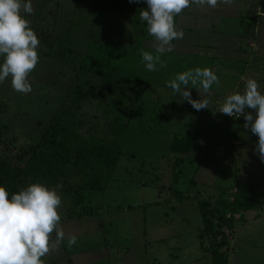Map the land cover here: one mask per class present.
Returning <instances> with one entry per match:
<instances>
[{
  "label": "rangeland",
  "instance_id": "obj_1",
  "mask_svg": "<svg viewBox=\"0 0 264 264\" xmlns=\"http://www.w3.org/2000/svg\"><path fill=\"white\" fill-rule=\"evenodd\" d=\"M100 1L32 0L34 12L28 19L40 41L39 60L29 77L32 91H15L11 77L0 83L1 153L14 160L30 153L58 114L73 129L62 135L71 164L58 184L59 226L65 238L52 247L54 231L50 250L41 259L45 264H215L204 248L222 240L227 241L222 249L229 255L228 264H264V206L238 211L233 226L223 225L217 236L211 230L221 222L219 202L232 201L238 185L264 183V161L255 151L258 136L243 127L244 117L228 118L218 112L226 97L236 92L235 76L245 77L241 89L253 78L264 92V43L257 50L258 62L238 69L217 67L219 81L221 76L229 81L214 84L210 91L220 93L221 103L196 111L168 82L189 69L210 68L196 62L194 55L200 46L201 55L209 56L213 52L204 44L217 38L207 36L206 29L184 33L172 41L173 50L163 54L167 67L148 71L141 52L155 54L154 38L139 18L147 3L133 7L129 0ZM261 1H241L239 16L224 15L222 30L231 29L217 43L230 41L231 31L241 29L238 23L243 24V18L254 24L248 26L253 38L258 31L263 39ZM179 17L176 25L186 30L187 19ZM48 33L68 38L65 44L77 52L75 65L50 56ZM251 38L242 39L249 51ZM84 61L93 70H83L79 64ZM138 80L139 91L129 87ZM77 85L82 87L80 94L74 91ZM103 85L117 92L102 95ZM91 87L101 95L87 94ZM190 91L198 99V90ZM190 131L195 132L191 152L173 153L174 137ZM202 200L210 202L208 230ZM72 235L77 243L68 247Z\"/></svg>",
  "mask_w": 264,
  "mask_h": 264
},
{
  "label": "clouds",
  "instance_id": "obj_2",
  "mask_svg": "<svg viewBox=\"0 0 264 264\" xmlns=\"http://www.w3.org/2000/svg\"><path fill=\"white\" fill-rule=\"evenodd\" d=\"M221 2L230 4L232 0ZM146 3L147 8L139 10V18L146 22L148 34L154 38L155 54L142 51L141 57L148 71H158V65L167 67L162 56L173 50L172 41L184 36L175 17L192 5L215 8L218 0H146ZM33 12L32 0H0V57L3 58L0 83L11 77L12 88L24 94L32 91L29 77L39 60L40 41L28 19ZM219 83L214 70L196 67L178 73L168 86L200 111L210 108V99L201 96L209 94L212 86ZM192 87L198 90L199 99L192 98ZM260 87L256 79H247L244 90L228 95L218 112L244 117L243 127L258 136L255 151L264 161V92L258 90ZM59 189V185L50 187L47 182L37 181L11 193L9 199L10 191L0 185V264H45L41 258L50 250L51 234L55 231L52 247L64 240L65 233L59 226L58 207L62 205ZM76 243L75 235L68 237V247Z\"/></svg>",
  "mask_w": 264,
  "mask_h": 264
},
{
  "label": "trees",
  "instance_id": "obj_3",
  "mask_svg": "<svg viewBox=\"0 0 264 264\" xmlns=\"http://www.w3.org/2000/svg\"><path fill=\"white\" fill-rule=\"evenodd\" d=\"M104 2L105 0H101L99 4ZM108 3L109 1L106 3V6ZM131 3L133 4V7H137V5L143 6V4L146 3V0H134V2ZM246 23L248 25H254L252 22L246 21ZM38 24L40 23H36L35 21L34 27L37 29L39 28ZM50 36L51 38L45 41L46 45L50 47V56L61 61H66V63L71 65H75L77 63L75 60L77 52L71 45L65 44V41H67L68 38H63L62 34L59 35L58 33H52ZM55 44L58 45L57 49L54 48ZM79 66L86 71L93 70L90 62H80ZM140 84L141 82L138 80L135 84H131L129 87L139 91L141 88ZM74 91L75 93L80 94L82 93V87L77 85ZM100 91L102 95L106 92H117L115 88L106 85H103L100 88ZM88 93L94 94L95 87L89 88L87 94ZM101 93L98 92V94L94 95H101ZM69 132L70 134L73 132L71 125L69 124L68 126L66 121H64L60 114H58L42 134L40 142L33 147V150L30 153H26L22 157L14 160L10 156L0 152V185H4L6 189L10 191L9 199H11V193L17 192L21 188L27 187L29 184L37 181L47 182L50 187L57 186L63 182L62 178L68 165L71 164V157L67 154V138L66 141H64L62 135ZM194 144L195 137L192 132H188L182 136L176 135L171 143V151L180 156L185 155L191 152ZM24 156H27V158H24ZM238 186L237 195L232 201H221L217 206L218 210H222V214L220 216L221 222L219 224H214L211 227L215 236L219 235L223 225L229 227L233 226L238 211L256 208L261 210L264 206V199L262 197L264 194V183L249 182ZM81 201L82 199L78 200V202ZM209 203L210 202L207 200L201 201L205 230H208L210 223L206 210V206ZM82 214L83 213H79L78 215ZM259 214H261V211H259ZM226 244L227 241L221 240L213 243L209 247L204 248L203 244L202 246L205 250L212 253L215 264H228L229 255L222 249Z\"/></svg>",
  "mask_w": 264,
  "mask_h": 264
},
{
  "label": "crops",
  "instance_id": "obj_4",
  "mask_svg": "<svg viewBox=\"0 0 264 264\" xmlns=\"http://www.w3.org/2000/svg\"><path fill=\"white\" fill-rule=\"evenodd\" d=\"M241 1L244 2L245 0H232V2L229 5H227L221 2V0H218V4L215 8H208V7L200 8L195 5H192L189 8H186L181 14H179L180 16L179 18L187 19V21L183 23L185 25L184 28H186V30H183L185 34H193L192 32L198 31L200 29H206L207 36H215L217 38L213 40H208L207 41L208 43L204 44V47L211 48L213 52L209 56L205 57L201 55V50L203 48H201L200 46L198 47L199 52L198 54L194 55L196 62H200L199 64L206 62L210 66V69L213 68L212 70H216L217 67H224V66H229L238 69L240 66L242 67L246 63L248 65L251 62H258L257 50L259 49V45L264 43V38L260 39V37L258 36V31L256 34L254 33L255 37L253 38L252 35L253 30L248 28L249 25L246 23L245 20H243L245 18L241 19L242 16L238 17V19H241L243 23L241 24V21L238 20L239 21L238 26L241 29L239 30L234 29L233 31H231V35L234 37H232L228 42H226V38H225L226 44L219 45L217 43V40L220 39L221 36L225 35V33L229 32L231 29V28H226L225 30H222L223 16L226 14L228 16H232L233 13H236L237 16H239L238 12L241 11V9L243 8L242 5L240 4ZM263 2L264 0L261 1L260 6H263ZM229 9H231L230 14L227 13ZM217 16L221 18V21L217 20ZM208 20H210V22H207ZM181 25L182 24H179V27H181ZM249 35L252 36V38L250 39V43L248 42L250 47L252 48L250 51L247 50V46L242 40L245 39L246 37L247 38L250 37ZM215 72L217 74V70ZM221 78L222 81L220 80L221 81L220 85L227 84L229 82L228 80H226V77L221 76ZM235 78L236 81L233 88L236 89V92L237 91L242 92L243 89L240 88V85L242 83V80L245 79V77L240 74L238 76H235ZM218 93H219L218 91L211 92L209 94L202 95L201 98L203 99L207 97L208 99H210V108L211 107L215 108L219 106L221 103L220 102L221 100L219 101L217 100V98L220 96L219 95L220 93L219 94ZM221 94L226 95L225 93H221ZM197 97L199 99L200 94L197 95ZM219 98H221V96ZM203 111L205 112L208 110L205 109ZM176 159L179 161L181 158H176Z\"/></svg>",
  "mask_w": 264,
  "mask_h": 264
},
{
  "label": "built area",
  "instance_id": "obj_5",
  "mask_svg": "<svg viewBox=\"0 0 264 264\" xmlns=\"http://www.w3.org/2000/svg\"><path fill=\"white\" fill-rule=\"evenodd\" d=\"M219 114L224 115V116H226V117H228V118H236V117H232V116H229V115L222 114V113H220V112H219ZM239 118H243V116H240ZM239 118H236V119H239Z\"/></svg>",
  "mask_w": 264,
  "mask_h": 264
}]
</instances>
